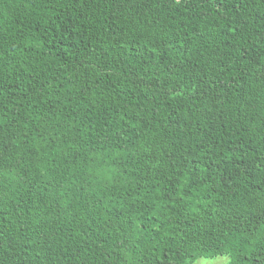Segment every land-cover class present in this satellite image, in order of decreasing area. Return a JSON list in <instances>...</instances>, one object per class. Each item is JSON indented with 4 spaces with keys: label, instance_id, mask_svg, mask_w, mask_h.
<instances>
[{
    "label": "trees",
    "instance_id": "1",
    "mask_svg": "<svg viewBox=\"0 0 264 264\" xmlns=\"http://www.w3.org/2000/svg\"><path fill=\"white\" fill-rule=\"evenodd\" d=\"M264 264V0H0V264Z\"/></svg>",
    "mask_w": 264,
    "mask_h": 264
},
{
    "label": "rangeland",
    "instance_id": "2",
    "mask_svg": "<svg viewBox=\"0 0 264 264\" xmlns=\"http://www.w3.org/2000/svg\"><path fill=\"white\" fill-rule=\"evenodd\" d=\"M225 256H217L214 258H199L193 264H225Z\"/></svg>",
    "mask_w": 264,
    "mask_h": 264
}]
</instances>
